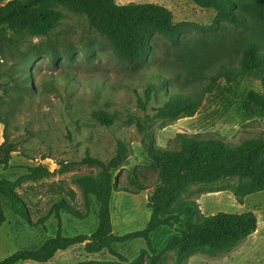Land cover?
I'll list each match as a JSON object with an SVG mask.
<instances>
[{"label":"rangeland","instance_id":"1","mask_svg":"<svg viewBox=\"0 0 264 264\" xmlns=\"http://www.w3.org/2000/svg\"><path fill=\"white\" fill-rule=\"evenodd\" d=\"M7 1L0 0V4ZM116 2L161 4L173 12L175 23L188 25L176 43L155 35L152 54L137 66L118 56L86 16L65 8V18L49 34H25L0 50V120L7 121L6 127L0 122V144L5 130L16 144L9 166L0 165V180L16 182L37 166L51 171L37 179L25 178L14 187L25 203L28 219L4 201L7 220L0 226V260L21 249L38 248L56 235L59 224L54 217L44 224L36 221L58 198L64 197L75 209L85 211L76 177L99 171L85 163L88 153L108 161L116 153L118 140L130 147L128 162L115 174L117 186L124 190L115 191L111 202L114 233L124 235L147 227L151 218L148 198L160 181L159 169L143 149L146 136L156 146L176 150L180 149L175 142L178 133L203 139L223 137L233 149L264 137V116L249 110L246 100L251 89L264 90L261 80L254 75L221 73L222 64L238 66L244 27L230 23L214 27L217 12L191 0ZM29 59L36 61V67L27 63ZM159 79L168 82L164 89L159 87ZM149 84H155L158 92L144 110L138 97H144ZM168 90L201 96L199 111L174 121L156 118ZM96 111L107 112L113 125L97 121L93 117ZM238 183V176L192 182L174 204L195 201L206 215L253 211L258 218L257 231L245 241L213 251L203 247L180 255L172 249L161 264H264V192L239 203L231 191ZM91 203L87 218L62 214L64 235L89 234L96 229L99 205L95 198ZM113 246L133 261L146 244L139 238ZM117 262L107 250L90 254L84 244H77L59 251L47 264H122Z\"/></svg>","mask_w":264,"mask_h":264},{"label":"trees","instance_id":"2","mask_svg":"<svg viewBox=\"0 0 264 264\" xmlns=\"http://www.w3.org/2000/svg\"><path fill=\"white\" fill-rule=\"evenodd\" d=\"M191 1L217 12L214 27L230 23L245 28L246 36L238 66L222 64L221 73L227 72L236 77L254 75L264 85V0ZM62 8L86 16L90 24L108 39L116 54L132 66L147 61L153 52L155 35H163L176 43L181 31L188 25L185 22L175 23L173 12L157 3L130 2L121 5L116 0H8L0 4V50L25 34H49L65 18ZM27 63L34 67L37 65L33 59ZM159 81L161 89L168 85L163 79ZM157 92L158 87L149 84L144 97H138L139 105L146 110ZM165 92L167 100L157 108L156 118L174 121L185 116L192 117L201 107L202 97L198 94ZM246 100L249 110L258 111L264 116V90L251 89ZM93 117L106 126L114 122L105 111H96ZM0 122L7 126L6 120ZM148 138L146 136L142 141L143 149L159 169L160 181L148 198L151 218L145 229L124 235L115 234L113 230V193L124 190L117 186L115 174L126 165L131 155L129 145L118 140L112 159L105 161L90 153L84 158L85 163L99 168L96 175L76 177L85 211L75 209L64 197L58 198L48 213L36 221L44 224L54 217L59 224L56 235L38 248L14 252L0 260V264L27 261L47 264L59 251H66L77 244H84L85 251L90 254L107 250L118 258L117 263L142 264L146 261L147 264H161L172 249H176L180 255L203 247L213 251L245 241L257 231L258 218L253 211L206 215L195 201L174 203L182 197L189 183L214 181L226 176L239 177V183L231 188L239 203H243L249 195L264 192V137L250 139L233 149L223 137L203 139L200 135L178 133L175 142L180 149L177 150L156 146L148 142ZM15 151L16 144L5 130L4 141L0 144V165L8 167ZM49 174L51 171L48 167L37 166L16 182L5 178L0 180V226L7 220L4 201L19 216L25 219L29 217L25 203L14 187L25 178L37 179ZM92 198L99 205L97 228L89 234L64 235L62 214L68 212L76 218H87L91 213ZM139 238L145 241L146 247L133 261L113 246Z\"/></svg>","mask_w":264,"mask_h":264},{"label":"crops","instance_id":"3","mask_svg":"<svg viewBox=\"0 0 264 264\" xmlns=\"http://www.w3.org/2000/svg\"><path fill=\"white\" fill-rule=\"evenodd\" d=\"M97 228V227H96ZM21 263V262H20ZM19 264V263H18Z\"/></svg>","mask_w":264,"mask_h":264}]
</instances>
